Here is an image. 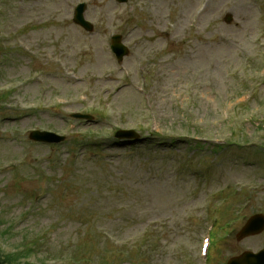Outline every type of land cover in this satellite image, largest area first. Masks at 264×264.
<instances>
[{"label":"rangeland","instance_id":"rangeland-1","mask_svg":"<svg viewBox=\"0 0 264 264\" xmlns=\"http://www.w3.org/2000/svg\"><path fill=\"white\" fill-rule=\"evenodd\" d=\"M82 1L95 23L90 33L72 19ZM203 1L198 30L188 17L199 0H0V57L7 48L16 53L0 59V92L8 93L0 101L4 251H23L33 264H195L188 259L200 233L194 216L201 195L249 182L254 188L242 213L247 219L264 213V84L256 75L264 61V0ZM163 29L173 35L163 36ZM108 30L123 34L134 50L119 65L108 54ZM13 34L39 52L32 57L8 40ZM47 55L60 56L80 80ZM147 56L152 73L145 84L138 73ZM11 59L23 65L14 67ZM123 65L129 80L115 89ZM107 68L116 73L88 85V77ZM35 71L43 82L32 79ZM27 78L19 87H1ZM132 83L144 89V103ZM254 84L252 98L241 104L240 95ZM81 91L91 96L88 102H79ZM78 111L95 119L72 118ZM227 121L236 123L230 146L195 145L204 132L229 134ZM118 128H134L144 139L118 141ZM33 129L65 134L66 142H33ZM11 159L18 165L10 169ZM240 227L217 258L226 262L244 249L264 248V232L240 243ZM228 235L225 226L222 237Z\"/></svg>","mask_w":264,"mask_h":264}]
</instances>
